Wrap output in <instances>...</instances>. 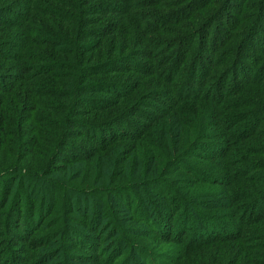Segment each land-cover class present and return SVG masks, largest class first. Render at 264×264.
<instances>
[{
  "label": "trees",
  "instance_id": "trees-1",
  "mask_svg": "<svg viewBox=\"0 0 264 264\" xmlns=\"http://www.w3.org/2000/svg\"><path fill=\"white\" fill-rule=\"evenodd\" d=\"M263 34L264 0H0V264H264Z\"/></svg>",
  "mask_w": 264,
  "mask_h": 264
},
{
  "label": "rangeland",
  "instance_id": "rangeland-1",
  "mask_svg": "<svg viewBox=\"0 0 264 264\" xmlns=\"http://www.w3.org/2000/svg\"><path fill=\"white\" fill-rule=\"evenodd\" d=\"M252 44H253L254 46L257 45L258 47H262V46H264V34H263V35H259V38L256 37V38L253 40ZM261 57H262V55H258V56L255 57V59H259V58H261ZM257 68L259 69V68H261V67L258 66ZM17 148H18V142H17L16 140L12 141L10 144L6 145V147H5V152L8 153V154H6V155L13 156L14 153L16 152ZM74 183H76V184L79 185V186H85V185L88 184V183H90V184H96V185H99V186H101V185L104 184V182H103L102 179H95V180H94V179H90V180H84V181H82V182L77 181V182H74ZM198 210H199V209L196 208V209H195V212L197 213ZM136 260H137L138 262L140 261V259H139L138 257H136Z\"/></svg>",
  "mask_w": 264,
  "mask_h": 264
}]
</instances>
